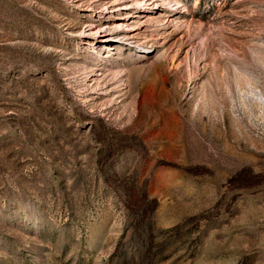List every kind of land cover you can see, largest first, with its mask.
<instances>
[{
    "label": "rangeland",
    "instance_id": "374dc122",
    "mask_svg": "<svg viewBox=\"0 0 264 264\" xmlns=\"http://www.w3.org/2000/svg\"><path fill=\"white\" fill-rule=\"evenodd\" d=\"M0 264H264V0H0Z\"/></svg>",
    "mask_w": 264,
    "mask_h": 264
}]
</instances>
